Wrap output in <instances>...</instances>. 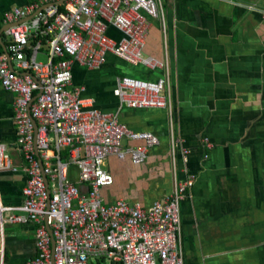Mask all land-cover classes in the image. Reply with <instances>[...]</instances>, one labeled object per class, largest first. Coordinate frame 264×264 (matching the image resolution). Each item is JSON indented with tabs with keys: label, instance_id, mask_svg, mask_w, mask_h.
Returning <instances> with one entry per match:
<instances>
[{
	"label": "crops",
	"instance_id": "0c3cea01",
	"mask_svg": "<svg viewBox=\"0 0 264 264\" xmlns=\"http://www.w3.org/2000/svg\"><path fill=\"white\" fill-rule=\"evenodd\" d=\"M32 1L0 0V15ZM162 12V19L148 18L143 49L162 68H135L112 54L96 70L72 65L71 88H83L81 100L118 112L130 130L159 140L142 165L106 160L113 185L101 191L103 202L149 207L176 181L194 177L180 204L183 264H264V0H162ZM107 35L121 38L113 29ZM6 44L1 34L0 53ZM124 76L165 78L169 107H120L116 79ZM14 98L0 85V144L13 165L0 172V202L12 208L22 205L27 181L15 146ZM73 174L68 178L76 183ZM77 188L86 194L85 186ZM3 237L5 264L36 255L35 224L6 223Z\"/></svg>",
	"mask_w": 264,
	"mask_h": 264
},
{
	"label": "built area",
	"instance_id": "2783aa9c",
	"mask_svg": "<svg viewBox=\"0 0 264 264\" xmlns=\"http://www.w3.org/2000/svg\"><path fill=\"white\" fill-rule=\"evenodd\" d=\"M162 17V0H34L0 15V38H7L6 53H0V85L15 95V146L27 175L22 205L0 202V264H5L4 225L27 222L35 224L37 252L25 264H88L104 258L114 264H183L180 204L194 177L176 181L169 196L149 207L104 204L101 191L113 185L106 160L142 165L159 140L130 130L118 112L81 100L82 87L71 88L73 63L96 70L107 54L132 66L162 68L143 54L148 18ZM108 29L120 34L118 42L108 37ZM165 85V78H117L120 107L166 109ZM123 140L141 146L126 147ZM11 170L7 147L0 144V172ZM70 170L76 183L68 178ZM77 185L85 186V195Z\"/></svg>",
	"mask_w": 264,
	"mask_h": 264
},
{
	"label": "water",
	"instance_id": "95a60500",
	"mask_svg": "<svg viewBox=\"0 0 264 264\" xmlns=\"http://www.w3.org/2000/svg\"><path fill=\"white\" fill-rule=\"evenodd\" d=\"M29 119L31 121V123L33 124V128H34V137H36V133H37V127H36V123H35V120L31 117V115L29 114ZM35 154H36V158L38 159V162L41 166V161L39 159V155H38V152H37V149H36V146H35ZM42 169V168H41ZM43 181L45 182V184L47 185V180L46 178L43 176ZM52 246H53V241L52 239L50 240V248H51V255H52Z\"/></svg>",
	"mask_w": 264,
	"mask_h": 264
},
{
	"label": "rangeland",
	"instance_id": "374dc122",
	"mask_svg": "<svg viewBox=\"0 0 264 264\" xmlns=\"http://www.w3.org/2000/svg\"><path fill=\"white\" fill-rule=\"evenodd\" d=\"M135 68H139V66H133ZM76 175L73 174V179H75ZM88 264H113L111 260L108 258L100 259L99 261H89Z\"/></svg>",
	"mask_w": 264,
	"mask_h": 264
},
{
	"label": "trees",
	"instance_id": "16d2710c",
	"mask_svg": "<svg viewBox=\"0 0 264 264\" xmlns=\"http://www.w3.org/2000/svg\"><path fill=\"white\" fill-rule=\"evenodd\" d=\"M66 156H65V153H63L62 155H61V157H60V159H64Z\"/></svg>",
	"mask_w": 264,
	"mask_h": 264
}]
</instances>
